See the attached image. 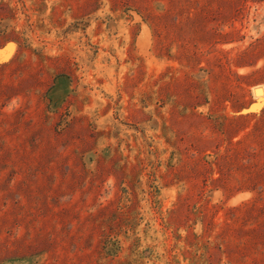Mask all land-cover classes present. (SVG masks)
I'll use <instances>...</instances> for the list:
<instances>
[{"label": "rangeland", "instance_id": "374dc122", "mask_svg": "<svg viewBox=\"0 0 264 264\" xmlns=\"http://www.w3.org/2000/svg\"><path fill=\"white\" fill-rule=\"evenodd\" d=\"M0 264H264V0H0Z\"/></svg>", "mask_w": 264, "mask_h": 264}]
</instances>
